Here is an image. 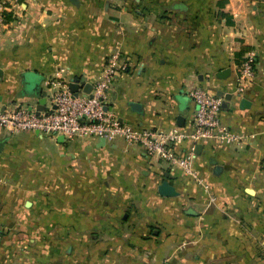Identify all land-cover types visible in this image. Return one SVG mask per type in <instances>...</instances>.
Instances as JSON below:
<instances>
[{
    "label": "crops",
    "instance_id": "0c3cea01",
    "mask_svg": "<svg viewBox=\"0 0 264 264\" xmlns=\"http://www.w3.org/2000/svg\"><path fill=\"white\" fill-rule=\"evenodd\" d=\"M12 3L18 13L0 32L2 108L34 106L36 111L41 96L23 92L25 72L39 74L43 90L46 78L67 83L86 78L92 84L101 76L107 58L120 53L127 69L111 85L106 107L123 122L164 130L173 127L189 130L196 110L188 95L190 89L201 87L215 94L220 90L226 96L232 94L219 115L220 120L234 131L254 138L235 146L206 142L201 153L195 152L194 168L211 185L231 184L243 172L244 180L260 195V183L252 180L251 170L258 173L264 164V0H12ZM244 48L246 52L253 51L257 61L255 82L242 94L251 101L246 109L240 108L237 96L238 66ZM227 68L231 69L229 77L217 76ZM132 102H138L141 108H133ZM180 115L184 118L183 126L177 123ZM23 133L32 138L53 139L61 156L68 155L72 160L91 157L99 144L94 138H75L78 140L73 151L68 148L73 139L62 135L32 131L10 134L4 129H0V138L10 141ZM191 146L190 141L177 144L180 151L187 153ZM5 147L0 153V170L6 166ZM110 147L128 159L127 171L120 174L119 180L135 196L131 195L125 208L130 217L120 224L124 212L120 213L114 205L93 210L90 215L99 222L106 219L107 223L66 228L59 242L65 251L55 264H221V259H227L226 240L220 238L213 243L207 238L211 210L200 206L208 204L211 198L206 197L209 192L203 186L184 175L180 168L148 156L139 145H128L119 138ZM110 154L102 156L104 161L110 159ZM250 155L255 157L254 162L244 159ZM165 179L176 187L179 195L159 194L158 185ZM28 202L18 195L15 186L0 183V226L13 233L19 225L18 218L25 213L21 207ZM151 203L158 208H150ZM189 208L198 214H189ZM154 217L158 218L156 224L151 223ZM226 226L227 221L219 222L220 231H226ZM88 233L94 235L89 237ZM33 246L15 245L13 254L17 259L20 255L27 256L28 261H24L27 264H53L46 256L39 262ZM212 256L219 257L212 260Z\"/></svg>",
    "mask_w": 264,
    "mask_h": 264
},
{
    "label": "rangeland",
    "instance_id": "374dc122",
    "mask_svg": "<svg viewBox=\"0 0 264 264\" xmlns=\"http://www.w3.org/2000/svg\"><path fill=\"white\" fill-rule=\"evenodd\" d=\"M77 140L73 139L68 144L70 150H76ZM79 141L83 142V139ZM110 146L111 143H107L104 147H94L91 157L72 160L68 155L61 156L54 140L48 137L32 138L23 133L7 141V161L0 170V183L12 184L18 195L29 202L21 207L25 213L18 218L19 225L14 227L13 233L0 226V264H27L24 263L28 261L27 256L22 258L20 255L17 259L13 254L14 246L18 244H34L32 251L37 253L39 262H43L45 256L49 263L59 262L61 253L65 251L59 242L66 228L107 223L106 219L99 222L90 215L95 209L114 205L120 213L124 212L120 224L129 219L125 208L134 195L119 180L120 174L127 171L128 159L123 157L124 154L115 153ZM108 152L111 153L110 159L104 161L102 156L106 157ZM244 159L254 162L255 157L250 155ZM163 163L166 164L165 161ZM258 171L251 170V173L252 180L260 183V195L250 182L244 180L243 172L234 177L231 184L219 182L211 185L204 181L209 186L206 197L211 198L208 204L200 206L211 210L208 214L211 230L207 238L213 243L222 238L229 249L224 257L227 259H221V264L225 260L227 264H264V177H261L264 176V164ZM150 208L157 209L158 206L151 203ZM15 219L6 218L8 221ZM156 219H151V223L156 224ZM221 221H227L224 232L219 229ZM88 235L92 237L94 234ZM101 235L106 236V233ZM22 251L20 249L19 252ZM218 257L212 256L211 259Z\"/></svg>",
    "mask_w": 264,
    "mask_h": 264
},
{
    "label": "built area",
    "instance_id": "2783aa9c",
    "mask_svg": "<svg viewBox=\"0 0 264 264\" xmlns=\"http://www.w3.org/2000/svg\"><path fill=\"white\" fill-rule=\"evenodd\" d=\"M12 0H0V32L10 22L7 13L14 16ZM16 7L21 8L20 4ZM127 69V62L120 53L109 56L101 76L92 83L89 93L80 90L78 95L69 88V83L58 78H46V109L41 113L23 106L12 108L0 106V129L10 134L25 131L38 132L41 135H62L68 140L75 138H105L106 144L121 138L128 145H139L150 157L165 161L171 167H178L184 175L191 177L206 191L199 172L194 168V155L197 144L221 142L226 145H242L249 138L234 131L220 120V113L226 101L225 95L211 93L197 87L188 91L196 105L193 123L189 130L173 127L168 130L156 127H143L123 122L106 107V100L115 79ZM63 71V69H62ZM257 72L255 53L248 51L242 57L237 74V92L243 94L253 86ZM56 106L53 108V106ZM181 141H190L191 150L182 152L177 148Z\"/></svg>",
    "mask_w": 264,
    "mask_h": 264
},
{
    "label": "water",
    "instance_id": "95a60500",
    "mask_svg": "<svg viewBox=\"0 0 264 264\" xmlns=\"http://www.w3.org/2000/svg\"><path fill=\"white\" fill-rule=\"evenodd\" d=\"M75 1V0H73ZM3 75V69L0 67V77ZM231 75V69L227 68L225 70L220 71L219 74H217L218 77L221 79H225ZM23 80H24V90L23 92L27 95L31 96H41L40 99L37 100V105L35 106L36 112L39 114L42 111L46 109V104H47V98H46V90H43L41 87V78L39 74L35 72H25L23 74ZM69 88L70 90L74 93V95H78L79 91L83 89V91L89 93L92 89V84L90 82L86 81V78L82 79H77V80H71L69 82ZM218 95H225V92L223 90H220ZM237 96L240 97V108L246 109L251 106V101L247 97H242L241 93H238ZM225 103L223 107L228 106V102L232 99V94H229L228 96L225 95ZM141 104L138 102H132L131 106L133 108H141ZM7 106H4V108ZM56 106L54 105L53 108ZM34 106H30L29 110H33ZM183 116L180 115L178 117V125L183 126ZM8 138H0V153L3 151L5 145L7 144ZM98 147H104L106 146V141L105 138H101L99 140V144L97 145ZM203 149V144H197L195 152L201 153V150ZM219 168V167H218ZM158 192L161 196L164 197H174L179 195V191L176 189L174 185H172L167 179L163 180L159 185H158ZM189 214L196 215L198 212L194 208H189L187 210Z\"/></svg>",
    "mask_w": 264,
    "mask_h": 264
},
{
    "label": "trees",
    "instance_id": "16d2710c",
    "mask_svg": "<svg viewBox=\"0 0 264 264\" xmlns=\"http://www.w3.org/2000/svg\"><path fill=\"white\" fill-rule=\"evenodd\" d=\"M13 16H14V15H13L12 13H7V15H6V20L10 22L11 20L15 19ZM246 51H247V49L244 48V49L242 50L241 53H243V55H244V53H245ZM240 55H241V54H240Z\"/></svg>",
    "mask_w": 264,
    "mask_h": 264
}]
</instances>
